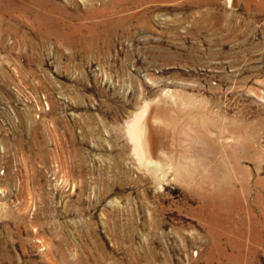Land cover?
<instances>
[{"label": "rangeland", "instance_id": "rangeland-1", "mask_svg": "<svg viewBox=\"0 0 264 264\" xmlns=\"http://www.w3.org/2000/svg\"><path fill=\"white\" fill-rule=\"evenodd\" d=\"M0 264H264V0H0Z\"/></svg>", "mask_w": 264, "mask_h": 264}, {"label": "bare ground", "instance_id": "bare-ground-1", "mask_svg": "<svg viewBox=\"0 0 264 264\" xmlns=\"http://www.w3.org/2000/svg\"><path fill=\"white\" fill-rule=\"evenodd\" d=\"M32 1V0H31ZM30 2V1H29ZM35 4V3H34ZM41 4V3H40ZM37 6V4H36ZM45 18V17H44ZM47 19V18H46ZM63 36V35H62ZM67 39V38H66ZM157 101V100H156ZM155 101V102H156ZM173 101V100H172ZM175 101V100H174ZM152 104H145L142 108V110L133 115V117L127 122L126 124V138L128 140V142L131 145L132 148V154L133 157L136 158V160H138V162L142 165V164H147L150 163L151 167L153 165L152 169H156V172L158 171L157 169H159L161 172L159 175L160 178L165 179L168 176V173H170L171 170H173V168L168 167L167 169H163L162 168V164L159 163L158 159L156 160L155 158L158 157V148L160 149V147H158V141L160 139H158V135H156L154 132V127L151 124V117L152 114L154 113V109L151 106ZM157 105V104H156ZM175 105V104H174ZM167 107V106H166ZM164 108V107H163ZM157 109V108H156ZM155 109V110H156ZM160 110L157 109V111L155 112L154 116V123L153 124H157L159 126H164L166 120L163 119L162 117V110L161 108H159ZM166 110V109H165ZM164 111V110H163ZM164 113V112H163ZM165 114V113H164ZM168 114V113H167ZM152 119V120H153ZM159 119V121H158ZM168 119V118H167ZM159 122V123H158ZM157 125V126H158ZM155 126V125H154ZM153 128V129H152ZM157 131V130H156ZM162 131V130H161ZM160 133V130L159 132ZM157 133V134H158ZM155 134V135H154ZM198 135V134H197ZM158 136V137H157ZM220 140V139H219ZM221 142V141H220ZM161 145V144H160ZM161 151V149H160ZM164 151V150H163ZM164 154V152H163ZM162 156V155H161ZM165 163L163 162V165ZM168 164V163H167ZM165 164V165H167ZM169 165V164H168ZM182 165V164H181ZM188 165V164H187ZM171 166V164H170ZM180 166V165H179ZM180 168H175L174 171V177L178 174ZM181 170V169H180ZM192 170V169H191ZM190 172V171H187ZM158 174V173H157ZM188 177H192L190 173L187 174ZM226 179V178H225ZM212 181V180H211ZM228 181V180H227ZM214 182V181H213ZM225 182V181H224ZM225 185V184H224ZM215 186V185H214ZM208 189V188H207ZM218 191V190H217ZM206 193V192H205ZM218 193V192H217ZM220 193V192H219ZM232 193V192H231ZM211 194V193H210ZM221 194V193H220ZM209 195V194H208ZM207 195V196H208ZM213 195V194H212ZM224 195V194H223ZM216 196V195H215ZM206 197V196H205ZM212 197V196H210ZM221 197V196H220ZM209 198V197H208ZM214 198V197H213ZM221 203V202H220ZM219 203V204H220ZM223 206V205H222Z\"/></svg>", "mask_w": 264, "mask_h": 264}]
</instances>
